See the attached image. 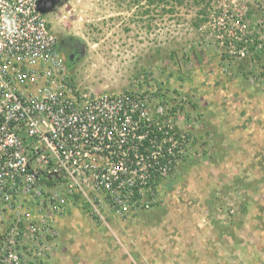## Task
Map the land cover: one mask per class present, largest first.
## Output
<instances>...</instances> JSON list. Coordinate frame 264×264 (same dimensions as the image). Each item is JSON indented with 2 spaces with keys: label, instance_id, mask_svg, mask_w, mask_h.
Instances as JSON below:
<instances>
[{
  "label": "rangeland",
  "instance_id": "rangeland-1",
  "mask_svg": "<svg viewBox=\"0 0 264 264\" xmlns=\"http://www.w3.org/2000/svg\"><path fill=\"white\" fill-rule=\"evenodd\" d=\"M43 15L82 92L158 82L187 143L150 206L125 217L107 207L101 222L53 189L65 199L52 211L47 194L5 210L0 247L13 239L23 264H264V0H55ZM196 44L213 54L206 74L183 60ZM219 69L224 100L208 88Z\"/></svg>",
  "mask_w": 264,
  "mask_h": 264
},
{
  "label": "built area",
  "instance_id": "built-area-1",
  "mask_svg": "<svg viewBox=\"0 0 264 264\" xmlns=\"http://www.w3.org/2000/svg\"><path fill=\"white\" fill-rule=\"evenodd\" d=\"M54 1L0 0V216L43 194L49 211L78 194L101 222L107 207L125 217L153 203V181L187 138L175 137L174 117L149 91L77 87L43 15ZM152 126L161 136L147 137ZM58 188L65 198L52 193ZM22 261L13 239L0 247V264Z\"/></svg>",
  "mask_w": 264,
  "mask_h": 264
},
{
  "label": "trees",
  "instance_id": "trees-1",
  "mask_svg": "<svg viewBox=\"0 0 264 264\" xmlns=\"http://www.w3.org/2000/svg\"><path fill=\"white\" fill-rule=\"evenodd\" d=\"M193 1L196 4H199L200 1H201V3H203V2L205 3L209 0H206V1L205 0H193ZM203 6L204 5H202V9L199 10L200 14H198V15H200V17L198 16L196 18V20H194V22H193V27H195V28H198L206 19L205 15L207 14L206 12H207V9L209 8V4L206 3V10L204 9ZM58 48H59V44H58ZM212 56H213V54L207 48H203L202 46H200L198 44L190 45L188 50L184 54H182L183 60H185V61L187 60L189 63H191V65L193 66L194 69H196L198 72L200 71V74H201V72L206 74V68L205 67H207L206 66L207 64L205 61H208V63H210L213 60ZM255 56L256 55H254V57L251 58L253 60L252 62H255L257 58H260L259 56H257V57H255ZM168 57L170 59H172V61H176L178 59L177 50L175 48L171 49ZM222 57H224V56H222ZM250 61H251L250 59H246L243 62H240V68L239 69L242 70L241 75L243 77L248 78L249 77L248 73H251V72H249L250 70L245 69L246 65H250L252 63ZM176 64H177V67H179L178 62H176ZM181 68L182 67H179V68H177V70L180 71ZM178 76L179 75L176 74L177 79H184L186 77L183 75H181L179 77ZM211 77H212V80H211ZM211 77H210V81L208 82V88L211 89L212 94H214L216 97L218 96V97L222 98V100H224V98L226 96L224 90H226L227 87L225 86V83L222 79L223 77L221 76V69L216 70V73L211 75ZM219 77H221V78H219ZM144 81H145V85L139 84V89H143V91H149L152 94V96H155V97L157 96V98H160V101H162L161 103H163V104L168 102V100L165 98L166 95L163 93H160L158 91L159 90L158 87L161 86L160 83L157 82L154 84V86H149L147 83V80L145 79ZM176 111H177V106L174 105L171 109H167V115L175 117ZM148 130H150V132H149V135H147V137H151L155 133L157 135L161 136V130H157L156 126H152ZM174 132L176 134V135L174 134L175 137H179L178 134H180V132H179V129L177 128V126H174ZM144 151H146V150H144ZM180 155L181 154H179L177 152L174 154V157L173 156L171 157V159H173V161H172V164L170 165V170H169L170 173L173 171L174 166H175V162ZM160 180H161V177L158 175L156 180L153 181L154 186L158 185L160 183ZM43 181L47 185L52 183L51 180L49 178H46V177L43 178ZM79 197L80 196L78 194H73L72 197H70L71 198V199H69L70 201H68V203H65V205H67V210L69 211V207H71L70 209H72V208L83 209V210H85L86 213L89 214L87 207L84 205L83 201ZM84 208H86L87 211ZM89 215H91V214H89Z\"/></svg>",
  "mask_w": 264,
  "mask_h": 264
},
{
  "label": "flooded vegetation",
  "instance_id": "flooded-vegetation-1",
  "mask_svg": "<svg viewBox=\"0 0 264 264\" xmlns=\"http://www.w3.org/2000/svg\"><path fill=\"white\" fill-rule=\"evenodd\" d=\"M58 44H59V49H60L61 54L63 53V54L68 55L67 52H66V50H65L64 44H62V42L59 41V40H58Z\"/></svg>",
  "mask_w": 264,
  "mask_h": 264
}]
</instances>
